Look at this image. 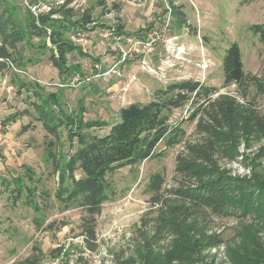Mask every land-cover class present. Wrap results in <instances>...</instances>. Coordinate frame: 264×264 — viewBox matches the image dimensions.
<instances>
[{"label": "rangeland", "instance_id": "rangeland-1", "mask_svg": "<svg viewBox=\"0 0 264 264\" xmlns=\"http://www.w3.org/2000/svg\"><path fill=\"white\" fill-rule=\"evenodd\" d=\"M39 1L36 11L48 13L58 11L67 0ZM127 1L74 0L66 7L72 9L73 20L88 11L97 24L86 29L90 34L86 41L79 42L70 34L83 52L75 50L68 54L69 68L64 73L50 60V52L39 47L38 38L32 48L24 42L9 48L15 67L12 65L13 70L0 74V264H29V259L37 257L39 264H80L82 259L84 264H115L118 257L140 260L151 251L163 254L172 239L171 235L157 241L159 210L153 204L154 193L149 184L154 175L161 174L166 180L165 197L173 199L167 190L178 184L177 157L185 149V142L174 147L161 142L156 150L163 153L161 156L117 171L113 176L117 194L104 203L97 216L98 245L93 251L82 234V219L87 213L80 208H63L56 197L58 173L53 158L45 150L49 142L54 143L56 158L65 162L78 147L77 137H69L66 125L60 126L56 133L45 128L51 114L65 118L60 105L72 115L83 106L86 120L111 123L117 120L122 106L135 101L148 102L157 89L184 79L216 85L220 93L232 94L244 102L237 84L224 85L223 60L234 42L241 47L246 73L264 77V44L252 29L254 24L264 22V0ZM15 3L24 12L27 1ZM53 16L61 18V13ZM113 21L117 30L124 33L139 35L151 27L164 33V38L148 54L150 64L159 74L139 68L141 55L137 53L117 68L122 76L94 75L100 72L96 63L106 71L120 58L115 57L117 52L108 49L99 35L102 26ZM170 35L178 36L179 45L186 46L187 60L175 59L171 61L173 65L168 62L163 65L167 55L164 40ZM152 52L162 56L155 60ZM132 60L135 62L130 66ZM159 66L164 67L166 78L161 77ZM134 74L137 77L133 80ZM76 76L86 81L81 86L77 82L75 86L69 85ZM250 91L252 96L255 87L250 86ZM256 102L257 109L264 113V97L256 96ZM43 105L49 114L42 112ZM192 108L188 104L176 109L172 120H184L185 141H201L204 135L197 132L198 118L189 119ZM13 113L17 114L16 121L3 124ZM108 129L103 126L87 132L103 135ZM220 150V155L216 154L219 163L232 175L254 177L264 171V134L244 135L236 144H221ZM211 219L210 229L222 231L226 239L240 228L236 217ZM251 230L256 232V226ZM257 231V239L264 243V231L259 228ZM231 243L205 249L202 256L205 263L236 264L231 257Z\"/></svg>", "mask_w": 264, "mask_h": 264}, {"label": "trees", "instance_id": "trees-1", "mask_svg": "<svg viewBox=\"0 0 264 264\" xmlns=\"http://www.w3.org/2000/svg\"><path fill=\"white\" fill-rule=\"evenodd\" d=\"M26 1L23 12L15 0H0V56L11 59L10 47L24 42L32 48L38 38L37 44L50 52L52 63L60 68L61 73L66 72L68 54L75 50L83 52L79 43L69 36L78 28L87 29L93 17L86 11L79 19L73 20L72 9L66 7L74 0H67L58 11L38 14L31 6L40 1ZM59 13L61 18L53 16ZM252 29L264 44V22L254 24ZM223 67L224 85L237 84L244 102L232 94L220 93L216 85L184 79L157 89L148 102L135 101L122 106L115 122L86 120L83 106L80 112L72 115L65 113L60 105L65 118H56L54 114L48 117L45 122L47 131L56 133L60 126L66 125L69 137L78 139V147L69 153L65 162L56 158L54 143L49 142L45 150L53 158L58 173L56 197L63 208H80L87 213L82 219V234L91 250H96L98 245L97 216L104 203L117 194L113 182L117 171L161 156L162 152H156L161 142L167 147L185 142V149L177 157L178 184L167 190L173 199L165 197L166 180L161 174L154 175L149 184V190L154 193L153 204L159 210L157 241L171 235L172 239L163 254L151 251L140 260L118 257L114 263L206 264L202 258L205 249L223 244L228 246L232 242L231 257L236 264H264V243L256 237L258 228L264 231V171L257 172L254 177L232 175L221 167L216 156L220 155L221 144L233 145L244 135L264 134V113L257 109L256 102V96L264 97V77L246 73L238 42L228 48ZM3 68L4 65L0 64V69ZM97 77L105 78V75ZM250 86L256 89L252 96ZM108 91H112L110 86ZM188 104L193 107L189 119L198 118L197 132L204 135L201 141H185L184 120H172L174 111ZM41 107L43 113L49 114L44 105ZM16 118L17 114L13 113L3 124L16 121ZM103 126L109 127L103 135L87 132ZM213 216L236 217L240 228L226 239L222 231L210 229ZM252 226H256V232L251 230ZM238 239L243 240L237 243ZM38 258L29 259L28 263L39 264ZM82 260L80 264H84Z\"/></svg>", "mask_w": 264, "mask_h": 264}, {"label": "built area", "instance_id": "built-area-1", "mask_svg": "<svg viewBox=\"0 0 264 264\" xmlns=\"http://www.w3.org/2000/svg\"><path fill=\"white\" fill-rule=\"evenodd\" d=\"M115 1V0H112ZM137 1V0H131ZM117 2H128L127 0H117ZM73 3V2H72ZM37 6V5H36ZM36 6H31L32 10L38 14V11H36ZM116 21H113L112 23L109 22L108 24H104L102 28L99 31V35L101 36L104 43L107 45L108 49L115 50L118 54L119 60L114 63L112 67H109L106 71L102 72V68L100 65L96 63V67L100 72L98 71L95 76H101L102 73L105 76H109L110 74H118L119 76H122V71H118L117 68L123 63H125L128 60H131L134 58L135 54L140 53L141 56H139V68H141L144 71H149L153 74H159L158 70L155 69L149 62L148 54L149 52L156 47V45L159 43L161 39L164 37V33L160 31L159 29L155 27H151L149 29H145L141 34L134 35L130 33H124L117 30L116 26L114 25ZM97 22L93 19L92 22H90L87 27L96 25ZM90 34L88 33V30L85 28H78L74 33L73 37L78 40L79 42L86 41L89 38ZM165 49L167 51L166 58L163 60L164 62H168V65H173L171 63L172 60H187L186 59V46L179 45V37L176 35H170L165 38ZM150 57V56H149ZM0 64L4 65L3 69H0V74L5 70H13L12 65H14L13 61L9 58L0 57ZM175 65V63H174ZM15 67V65H14ZM161 71V77L166 78L165 69L163 66H159L158 68ZM137 75H133V80L136 79ZM76 80H73L70 82L69 85L75 86V83L77 82L81 84L84 80L79 77H74ZM80 80H77V79ZM90 80V79H89ZM114 96V93H113Z\"/></svg>", "mask_w": 264, "mask_h": 264}, {"label": "crops", "instance_id": "crops-1", "mask_svg": "<svg viewBox=\"0 0 264 264\" xmlns=\"http://www.w3.org/2000/svg\"><path fill=\"white\" fill-rule=\"evenodd\" d=\"M152 51H153V50H152ZM165 53H167V52H166V49H165ZM151 55H153V56H154V59H155V60H158V59H159V57H160V56H162L161 54H157V53H154V52H152V54H151ZM151 55H150V56H151ZM163 56H164V55H163ZM137 58H138V57H137ZM162 59H163V57H162ZM134 62H135V61H133V60H132V61L130 62V66H131V65H133V64H134Z\"/></svg>", "mask_w": 264, "mask_h": 264}]
</instances>
